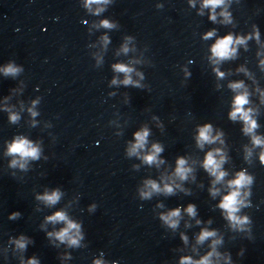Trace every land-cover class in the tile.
<instances>
[{"label":"clouds","instance_id":"clouds-1","mask_svg":"<svg viewBox=\"0 0 264 264\" xmlns=\"http://www.w3.org/2000/svg\"><path fill=\"white\" fill-rule=\"evenodd\" d=\"M107 0H88V4H92V3H106ZM224 0H204V7H211L213 10L223 4ZM226 16V14H225ZM211 19L215 20V15L210 17ZM227 18V17H226ZM103 26L105 27H111V25L107 22L104 21L102 22ZM213 33L209 32L207 34V36H212ZM107 39V38H105ZM244 43V39L243 38H237L235 41L233 40V37L231 35H228L225 38L219 39L216 44L212 47V53L213 56L219 59H226L229 58L232 54H234L235 52V48L232 47L234 44H243ZM125 51H127V48L124 49ZM117 71H121L124 72L126 75V79L123 81L124 84H131V83H135L131 80V77L128 75L129 73L132 72V69L124 66V65H117L115 66ZM18 71L17 68L9 65L6 69H4L5 74H9V73H16ZM221 76L223 75L222 73L220 74ZM113 83H116V81L114 80ZM231 87L233 89H238L242 87L241 83H236L231 85ZM248 103L247 100V93H243L238 95L235 98V107H234V111L231 113V117L232 119H236L237 116H239L241 119H243L247 125V127L245 128V131L248 133H251L253 131V129L256 128V123L254 120L251 119L250 117V109L249 110H244L243 106ZM33 115H35V113H33ZM11 119L13 121H15L17 119V117L15 115L11 116ZM211 133V127L210 126H205L203 128L200 129L199 131V137H198V143L199 145L202 147L203 144L205 142L207 143H212L213 140L215 139L214 137H212L210 135ZM136 135V143L133 144L131 146V148L129 149V154H136L138 149H142L146 143V138L148 136V130L144 129L138 133L135 134ZM254 143L259 145L262 143V141L258 138V137H254ZM162 149L158 146V145H153V151L151 154L146 155L144 157L145 161L149 164L156 162L157 160V154L161 151ZM219 150H217L218 152ZM9 153L10 154H18L19 157L21 158V160H26L27 158L31 157L33 159L38 158L39 156V149L35 146H33V144L31 142H29L28 140H25L23 138L18 139L17 141H15L13 144H11L9 146ZM261 160L262 162H264V156H261ZM223 162V157H221V159L218 161L214 155L213 152H208L204 161V167L207 171H209V173L213 176H215L216 181L215 182H219L223 179V177L225 176V172L221 171V163ZM17 163H19V161L14 160L13 161V166H15ZM186 161L184 159H179L177 161V168H176V172L175 175L178 176L181 180H184L187 178V174L191 171L190 168L185 167ZM20 167H24V164L21 163ZM250 182V178L246 177L243 173H239L237 178L234 181L229 182V186L230 187H235L236 190H233L230 192V194H228L227 196H225L223 198L222 203L220 204V207L222 209H224L227 212V218L231 221H233L236 225H241L243 224L245 221L240 220L237 216L236 213L239 211V205H241L243 203V201L241 199H239L240 197V191L239 189L241 187H243L244 185H246L247 183ZM147 187L150 189V191H146V192H142L141 195L144 197H148L151 195V191H160L161 189L159 188V186L154 182V181H148L147 182ZM164 191L171 193L173 191L172 187L169 185H165ZM216 190H213V195H215ZM60 198V193L58 191L53 192L51 194H45L42 197H39V199H42L44 201H46L48 204H55ZM187 213L190 216H194L195 215V208L193 205H189L188 208L186 209ZM180 217V209L177 208L171 212H169L167 215L162 216L161 218L165 221V223H167L170 227L175 228L177 226L178 223V219ZM50 222H59V221H64L66 222V227L64 229H62L61 231L55 233V236L57 237V239H59L60 241H65V239H67V241L72 244L75 245L78 243V240L76 238H74V235L71 234L72 230L74 229H78V225L72 223L71 221H68L66 215L63 212H57L54 215L50 216L47 218ZM199 223V221H198ZM78 234V233H77ZM49 235H53L52 233H49ZM215 236V232H210V231H202V233L200 234V236L198 237V241L202 242L203 240L207 239L208 237H212ZM25 240L23 237H21V239L19 241H17V246L21 249H23L25 247ZM216 243H219L218 240L213 241V252H210L208 254V256H205L203 259H201L198 264H211V261L209 259L210 256H212L213 254L215 255H219L218 253H215V248L214 245ZM28 264H37V261L35 259L30 260L28 262ZM96 264H101L100 261H97ZM195 264V262H194Z\"/></svg>","mask_w":264,"mask_h":264}]
</instances>
